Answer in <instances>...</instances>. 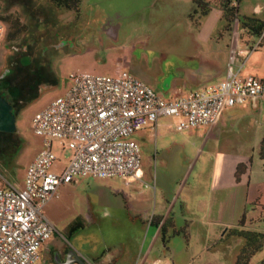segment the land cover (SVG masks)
<instances>
[{"label": "rangeland", "instance_id": "374dc122", "mask_svg": "<svg viewBox=\"0 0 264 264\" xmlns=\"http://www.w3.org/2000/svg\"><path fill=\"white\" fill-rule=\"evenodd\" d=\"M263 4L264 0H241L240 14L264 20V13H254V6ZM195 10L192 0H82L77 16L55 8L48 0H0V15L16 14L28 27L12 42L5 39V27L0 39V96L14 116V130L0 131V186L23 191L26 170L43 149V138L32 129L33 118L66 94L71 75L115 77L126 72L166 98L199 87L189 85L190 76L204 68L199 55L208 54L205 60L220 65L224 73L232 47L235 51L240 47L237 25L226 32L217 8L204 17ZM244 63L245 68L264 72V48ZM179 122V117H162L155 128L130 137L140 146L141 176L129 182L78 178L60 186L42 209L54 234L41 250L39 264H44L43 251L61 246L75 250L85 260L121 250L127 233L111 228L108 220L114 210L105 209L104 203L124 199L141 219L168 210L174 226L165 243L160 237L149 247L146 264H235L243 241L229 233L237 226L239 212L244 211V189L228 202L227 197L209 194L207 176L217 152L250 148V143H231L232 135L209 138L204 127L180 131ZM52 151L60 170L71 151L62 149L58 141H53ZM252 156L251 167L248 161L252 178L263 185L257 146ZM89 204L93 213L98 212L94 224L87 222ZM243 206L248 217L261 212L249 203ZM80 222L81 227L71 230ZM135 236L131 250L142 252L149 246L150 236L145 229ZM155 260L158 262L153 263ZM263 260L264 247L251 264Z\"/></svg>", "mask_w": 264, "mask_h": 264}, {"label": "built area", "instance_id": "2783aa9c", "mask_svg": "<svg viewBox=\"0 0 264 264\" xmlns=\"http://www.w3.org/2000/svg\"><path fill=\"white\" fill-rule=\"evenodd\" d=\"M4 31L0 21V39ZM242 65L232 47L222 81L168 99L126 72L115 77L71 75L66 94L33 118L43 149L26 170L23 191L0 186V264H39L41 250L54 234L42 209L60 186L78 178L136 177L141 150L130 139L133 134L169 116L180 118V131L213 127L228 107L264 103V81L241 76ZM53 141L72 154L60 170Z\"/></svg>", "mask_w": 264, "mask_h": 264}, {"label": "crops", "instance_id": "0c3cea01", "mask_svg": "<svg viewBox=\"0 0 264 264\" xmlns=\"http://www.w3.org/2000/svg\"><path fill=\"white\" fill-rule=\"evenodd\" d=\"M254 13H256L257 15H262L264 13V4L263 6L255 5ZM258 51L259 48L255 49L254 51L248 52L245 47L241 46L236 50L237 57L243 64L240 70V75L244 77L253 76L264 81V72H261V68H245L244 62L247 61L249 57L251 58V54ZM209 52L211 53L212 51L209 50ZM205 57L200 55L197 56L199 64L203 65L204 68H200L201 72L196 74V76H190L191 78L189 85L193 83V85L199 86L197 89L220 82L225 77V71L223 73V71L220 70V65L213 66L210 61H208L207 59L205 60ZM209 57L206 58L209 59ZM206 64L208 65L206 66ZM221 75L222 78L220 79L219 77H221ZM213 80H215L216 82L209 84H206L204 82ZM173 94L167 96L165 99L170 98ZM153 127L155 128L156 125ZM204 128L209 138L221 137L222 135H232L233 140H228L231 143H237V145L242 144L243 142L245 143L246 141L247 143H250V148L232 147L231 150H228L226 152H217L213 156L211 170L207 176L209 194L213 196L218 195L220 197H227L224 198V200L226 199V201L229 202L232 200L234 201L236 191L242 188L244 189L245 194L243 205L249 203V205H252L254 207L253 210L261 208L260 206H264V184L259 185L256 180H253L252 170H250L248 165V161L250 160V167L253 165L252 153L254 152L255 147H258L261 138L264 137V103L258 101L255 105H253L250 101H248L241 105L228 107L224 109L216 125H214L213 127ZM240 167L242 170L239 173V179H237L236 175L238 173V168ZM261 170L264 173L262 164ZM139 176H141L140 170L137 173L136 177ZM132 179H129L127 181L129 182ZM182 203L185 204V202ZM220 203L223 205V202L220 201ZM104 204L105 209L112 208L114 210V212H111L113 218H109V216H106L110 219L108 220V224L111 226V228H118V230L119 228H121L123 232L127 233L125 239L121 243L123 247L121 248V250L115 251L113 253H108L104 256L99 257H92L87 260L84 259V261L87 264H146L150 255V250H148L149 247L157 243V241L161 237V224L166 220H169L170 218L168 210L163 213H154L148 218L141 219L139 214L133 209L132 205H130L129 202H127L125 199L116 204L109 202H106ZM243 205L242 209L244 211L243 213L242 211L239 212L240 218L244 213L246 215L247 221L256 220L261 216L262 212H260L259 214L258 212H256L248 217L247 211L244 209L245 206ZM88 209L89 213L87 215V222L89 224H94V222L98 220V212L94 211L96 213L95 214L93 213V211H91V204H89ZM157 222L160 223L159 226H156ZM262 228L263 225L258 226V229ZM139 229H145L147 234L150 236L148 240L149 246H147V248H145L142 252H134L131 249L133 247V243H136L135 234ZM252 229H257V226H252ZM157 262L158 260H155V262L153 263Z\"/></svg>", "mask_w": 264, "mask_h": 264}, {"label": "trees", "instance_id": "16d2710c", "mask_svg": "<svg viewBox=\"0 0 264 264\" xmlns=\"http://www.w3.org/2000/svg\"><path fill=\"white\" fill-rule=\"evenodd\" d=\"M48 1L59 10L73 12L79 16L82 0ZM240 1L241 0H192L196 7L195 14L201 17L207 16L214 8H217L226 23L224 31H230L232 25L236 24L239 32V46L251 48L255 42L259 41L258 48H264V20L255 16H241L239 9ZM0 21L4 23L6 27L5 39L7 42L18 40L28 30L27 25H25L16 14L0 15ZM258 157L264 171V137L261 138L258 144ZM241 170V167L238 168V173L236 175L237 179H239ZM260 207L262 213L258 219L247 221L244 213L239 219L237 226L230 230V236L239 238L243 241V247L237 255L235 264H251L253 257L264 247V206ZM82 225V222L78 224L74 223L71 226V230L75 229V227L79 228ZM159 225L160 223L157 222L156 226ZM260 225H263L262 229H258ZM252 226H257V229H252ZM173 229L174 227L170 220H166L161 224L160 234L164 243L168 231ZM176 234H178V232L174 231V235ZM260 264H264V260Z\"/></svg>", "mask_w": 264, "mask_h": 264}, {"label": "flooded vegetation", "instance_id": "af4514ba", "mask_svg": "<svg viewBox=\"0 0 264 264\" xmlns=\"http://www.w3.org/2000/svg\"><path fill=\"white\" fill-rule=\"evenodd\" d=\"M44 264H81L84 259L75 250L66 246L58 247L54 250L43 251Z\"/></svg>", "mask_w": 264, "mask_h": 264}, {"label": "water", "instance_id": "95a60500", "mask_svg": "<svg viewBox=\"0 0 264 264\" xmlns=\"http://www.w3.org/2000/svg\"><path fill=\"white\" fill-rule=\"evenodd\" d=\"M4 75H2L3 77ZM1 77V78H2ZM14 130V116L9 103L0 96V131L12 132ZM81 264H87L81 260Z\"/></svg>", "mask_w": 264, "mask_h": 264}]
</instances>
